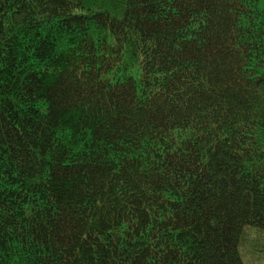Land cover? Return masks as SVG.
<instances>
[{
	"label": "trees",
	"instance_id": "obj_1",
	"mask_svg": "<svg viewBox=\"0 0 264 264\" xmlns=\"http://www.w3.org/2000/svg\"><path fill=\"white\" fill-rule=\"evenodd\" d=\"M263 0H0V264L264 258Z\"/></svg>",
	"mask_w": 264,
	"mask_h": 264
},
{
	"label": "rangeland",
	"instance_id": "obj_2",
	"mask_svg": "<svg viewBox=\"0 0 264 264\" xmlns=\"http://www.w3.org/2000/svg\"><path fill=\"white\" fill-rule=\"evenodd\" d=\"M262 9H264V0L260 3V5H259ZM261 260V257H260V259H254V258H252V257H250V259L249 258H247L246 259V263L247 264H264V258L262 259V261H260Z\"/></svg>",
	"mask_w": 264,
	"mask_h": 264
}]
</instances>
